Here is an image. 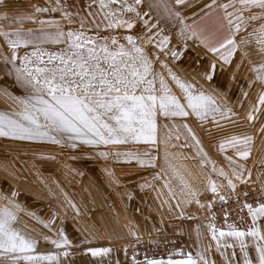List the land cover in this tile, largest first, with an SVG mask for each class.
I'll use <instances>...</instances> for the list:
<instances>
[{
  "label": "snow or ice",
  "instance_id": "snow-or-ice-1",
  "mask_svg": "<svg viewBox=\"0 0 264 264\" xmlns=\"http://www.w3.org/2000/svg\"><path fill=\"white\" fill-rule=\"evenodd\" d=\"M141 6H146L147 11H141ZM187 6L188 0H175L174 4L168 0H149L146 5L145 0H132L131 3L129 0H100V9L102 11L107 9L103 11V20L107 21L106 29L125 28L131 32L137 23L141 24L139 34L124 35L123 39L127 45L119 43L112 35L103 38L86 35L82 30L83 21L81 30L66 31L59 21L40 19L39 14L49 11L48 8L37 7L35 15L25 17L32 23H38L41 26L39 29L25 31L22 18L18 17L11 18L17 22L14 28L13 25L7 26L13 30H4L3 25H0V37H3L11 52L10 56L3 57L4 62L12 64L16 80L27 89L25 96L14 98L19 105V111L0 112V136L20 140H46L60 145L68 142V146L72 148L77 147V141L86 146L103 145L105 148L143 143L149 146L150 151L143 154L115 151L112 155L117 160L123 156L127 158V162L136 160L140 166L151 168L157 166L156 160L160 158V145L163 143L165 163L153 178L164 179L169 173L166 149L172 136L168 134L163 141L158 140V117L165 120L194 117L200 122L201 127L205 126V122L223 127L217 116L230 120L236 113L231 108L225 110L222 107L226 101L223 100V93L217 88L199 84L194 78L191 80L181 78L169 67L166 60L161 59L164 55L175 60L183 54L170 47L172 36L164 34V29L160 27L161 21L179 22L180 27L176 36L183 42L184 51L188 48V41H193L213 57L203 73L206 82L214 79L217 62L221 64V71L224 70L223 66L231 65L239 47L235 35L242 30L241 26L243 25L246 30L249 21H264V0H230L229 3L219 5L216 0H211L200 10L204 12L201 21L182 14L180 9ZM219 9L224 10V15L218 23L212 26L202 23ZM153 10L156 11L155 22L150 18ZM245 13L249 15L245 17ZM8 19L10 18L7 14L0 17V21ZM64 19L70 21L71 17L65 13ZM188 19H193V23H186ZM255 33L258 34L259 51L264 52V23L255 29ZM45 44H65L67 47L60 52H48L42 47ZM29 47L34 49L31 53L26 52L22 57L18 54V49ZM148 48H154L156 51L149 53ZM44 57H47V60ZM242 63L241 59L240 64ZM157 64L164 71H157L155 67ZM240 64L237 65L236 71H239ZM251 71L255 73V79L248 87L251 88L253 84L258 83L261 90L257 103L248 111L246 118L249 122L256 119V113L264 110V61L258 65L253 64ZM235 78L233 74L231 79ZM173 85L179 90V95L173 91ZM243 95L246 97L247 92ZM164 127L168 125L165 124ZM182 127L187 130L188 136L196 146V155L201 157V166L212 164L213 172L226 181V184L217 185L215 181L209 179L208 187L205 189L218 197L222 204H227L228 198L221 194L220 188L229 189L230 194L238 201L240 195L236 191L238 183L245 187L259 183L260 188L256 190L257 200L254 201L256 206L247 202L242 205V209L246 208L251 216V225L247 230H239L229 224L227 232L219 231V238H234L236 243L225 244V247L234 249L238 244L243 264H264V227L258 226V221H264V173L259 174L253 182L251 170L237 164L232 157H226L231 174L225 172L223 168L218 169L208 157L193 129L187 123L182 124ZM260 131L264 133V126ZM179 138L175 137L177 140ZM251 142V135L225 136L218 147L220 151H224L226 145L231 146L239 158L247 160L250 149L247 147L242 149L240 146ZM171 147L176 145L171 144ZM152 152L156 155H152ZM99 155L106 159L109 153L103 151ZM261 163L264 164V161ZM188 175L191 176V173ZM180 182L181 187L177 193L170 175L164 181L163 188L168 190V199L162 200L161 203L168 205L169 212L173 210L171 200H175L176 208H181L182 204L191 205L193 202L199 208H212L211 203L200 202L199 196L202 193L190 181L181 176ZM144 187L145 185H141L142 189ZM11 195L15 196V193ZM162 195V191L157 190V197ZM242 195L246 198L249 192L243 191ZM11 204L9 200V205ZM15 207L18 208V205ZM72 207L75 208V204H72ZM179 216L183 218V209ZM225 218L227 219V213ZM16 219L11 207H0V259L11 260L12 264H21L22 261L24 264H41L42 261L48 264H72L68 259L73 255L70 250L80 245L73 244L62 228L56 230L55 238L44 237L46 242L54 245L59 251L55 254L39 255L35 254L38 241L22 235L13 227ZM52 223L54 221H49L44 226L51 230ZM208 228L219 249L218 229L214 224H209ZM140 239L136 236L137 243ZM250 250L254 251V258L250 256ZM111 251V248H88L83 254L90 253L92 257H103ZM232 255L235 256V251ZM61 257L64 259L61 260ZM132 259L133 264H141L136 259V254ZM143 264H209V262L205 255L197 253L196 258L188 254L184 259L169 258L167 261L146 258Z\"/></svg>",
  "mask_w": 264,
  "mask_h": 264
},
{
  "label": "rangeland",
  "instance_id": "rangeland-1",
  "mask_svg": "<svg viewBox=\"0 0 264 264\" xmlns=\"http://www.w3.org/2000/svg\"><path fill=\"white\" fill-rule=\"evenodd\" d=\"M223 1L216 0L218 5ZM131 2L132 0H129V3ZM148 2L149 0H145V5ZM168 2L174 4L172 0ZM37 7L49 9L39 14L40 19L59 21L66 31L81 30V21H83L82 30L86 35L100 38L112 35L119 43L125 45L127 42L123 39L124 35H137L141 32L140 23H137L131 32L125 28L106 29L107 21L103 20V11L107 9L103 11L100 9V0H0V17L7 14L10 18L7 21H0V25H3L4 30H13L7 26L13 25L14 28L17 22L11 18L18 17L22 18L25 31L39 29L41 26L38 23H32L25 18L35 15ZM141 11H147L146 6H141ZM185 11L181 10L186 16ZM65 13L71 17L70 21L64 19ZM244 15L247 17L249 13ZM150 18L155 22V10ZM191 21L192 19H188L186 23L191 24ZM261 23L264 21H249L246 30L243 25L241 26L242 30L235 35V41L239 47L232 58L231 65L223 66L224 70L221 71V64L217 62L214 79L206 82L203 79V73L213 57L193 41H188V48L184 51L183 42L176 36L180 27L179 22L161 21L160 27L164 29V34L172 36L170 47L183 53L175 60L164 55L161 59L166 60L169 67L181 78L189 80L194 78L199 81V84L217 88L220 93H223V100L226 101L222 107L225 110L231 108L236 113L230 120L217 116L223 127L207 122L204 127H201L200 122L194 117L187 119L176 117L168 120L158 117V140L163 141L168 134L172 136L169 147L166 149L169 173L164 176V179L153 178L160 171L161 165L165 163L163 143L160 145V158L156 160L157 166L151 168L140 166L136 160L127 162V158L123 156L117 160L112 155L115 151H131L140 154L150 151L149 146L143 143H128L105 148L103 145L86 146L77 141V147L72 148L68 146V142L60 145L46 140H20L0 136V207H11L17 217L13 227L22 235L38 241L35 254L57 253L59 250L46 242L44 237L55 238L56 230L62 228L73 244L80 245L70 250L73 255L68 259L72 264H133V256L128 253V246L136 242V236L141 239L175 242L174 247L170 245L163 247L160 251H154L156 255L146 257L147 259L165 261L169 258L184 259L188 254L196 258L197 253H201L205 255L209 264L213 261L215 264H225L227 253L223 248L228 237L219 238V232L217 233L220 239L218 249L216 240L202 225V215L209 209L197 208L195 202L188 206L182 204L181 208H176L175 200H171L173 210L167 212L168 205L161 203L162 200L168 199V190L163 188V184L170 175L178 193L181 187L180 177L183 176L202 193L199 200L204 204H212L215 199L210 190L205 191L209 179L215 181L217 185L226 184L221 176L213 172L212 164L201 166V157L196 155V146L188 136L187 130L182 127L184 123H187L199 137L205 152L218 169L223 168L230 174L231 168L226 157H232L237 164L250 169L252 181H256L255 154L258 146H264V133L260 131L264 126V110L256 113V119L252 122H249L246 117L250 108L257 103L261 90L258 83L253 84L251 88L248 87V84L255 79V73L251 71L253 64L258 65L259 62L264 61V52L259 51L258 34L255 33V29ZM42 47L48 52H60L67 45L45 44ZM33 50L31 47L20 48L17 52L22 57L26 52L31 53ZM147 51L151 53L156 49L148 48ZM10 54L3 37H0V112L8 113L19 111V105L14 98L27 94V89L16 80L12 64L4 62L3 57ZM44 59L47 60V57ZM241 59L242 64H240ZM238 64H240L239 71H236ZM155 67L157 71H164L159 64ZM164 74L167 76L166 72ZM233 74H235V80L231 79ZM199 84H197L198 88ZM172 87L173 91L179 95V90L174 85ZM244 92H247L246 97L243 95ZM165 124L168 127H164ZM245 135L252 136L250 144L240 146L242 149L245 147L250 149L247 160L239 158L231 146L226 145L224 151L219 150L218 144L225 136L243 137ZM176 136L180 137L179 140L175 139ZM171 144H175L176 147H171ZM103 151L109 153L106 159L99 155ZM152 155L156 153L152 152ZM189 172L191 176L188 175ZM133 175L138 180L146 177L151 184L134 185L130 178ZM141 185L145 187L142 189ZM157 190L163 193L159 198ZM12 193H15V196L11 195ZM9 200L12 202L11 205ZM72 204L76 207L73 208ZM17 205L18 208L15 207ZM181 209L185 211L183 216L193 218H180ZM49 221H54L51 224V230L44 226ZM188 222L197 223L202 234L188 240L178 234L179 232H174L178 231L183 223ZM179 246L184 251L172 254ZM88 248H111L112 251L103 257H92L90 253L83 254ZM162 252H165L164 256L161 255ZM146 258L136 257L141 264ZM63 259L61 257V260ZM234 262H236L235 259ZM0 264H12V261L0 259ZM21 264L24 262L22 261ZM41 264H48V262L42 261Z\"/></svg>",
  "mask_w": 264,
  "mask_h": 264
},
{
  "label": "built area",
  "instance_id": "built-area-1",
  "mask_svg": "<svg viewBox=\"0 0 264 264\" xmlns=\"http://www.w3.org/2000/svg\"><path fill=\"white\" fill-rule=\"evenodd\" d=\"M259 188L260 187L255 183H252L251 187L238 185L236 189L237 193L240 194L238 201L234 196L230 194L229 189L220 188L219 191L221 192V194L228 198V203L222 204L219 198L215 196V199L212 202V208L202 215L203 227L209 233H211L210 229L208 228L209 224H214L216 226V228L218 229L217 233L219 231H228L229 224H232L239 230H247L252 222L247 209H242V205L247 202L253 203L254 206H256L254 201L257 200L256 190H258ZM243 191H248L249 196L245 198L242 195ZM226 213L227 219L225 218ZM169 245L174 247L175 242L172 240L165 241L143 238L140 239L139 243L134 242L132 245H129L128 253L131 256L136 254L137 258H146L152 255H156L154 251H160L161 248L168 247ZM181 251H184V249L179 246V248L177 250H174L172 254H177L176 252L180 253ZM161 255L164 256L165 252H162Z\"/></svg>",
  "mask_w": 264,
  "mask_h": 264
},
{
  "label": "crops",
  "instance_id": "crops-1",
  "mask_svg": "<svg viewBox=\"0 0 264 264\" xmlns=\"http://www.w3.org/2000/svg\"><path fill=\"white\" fill-rule=\"evenodd\" d=\"M175 3V0H172ZM211 0H188V6L187 7H183L181 8V10H186V16L187 17H193L196 21H201V17L204 16V12H201V8L204 7L205 4L210 3ZM229 0H224L222 2V4L224 3H229ZM217 3V2H216ZM208 11V10H206ZM229 11H232L231 9H229ZM198 14V15H197ZM224 15V10L223 9H219L218 11H216L211 17L206 18L202 23L204 25H208V26H212L216 23L219 22L220 18L223 17ZM193 23V19L191 21ZM191 23V24H192ZM261 161H264V146H258V149L256 150V154H255V178H257V176L261 173H264V164L261 163ZM118 162L115 163V166H117ZM127 167V165H126ZM135 167V166H134ZM136 175H139V173H135ZM141 174V173H140ZM231 174V172H230ZM132 179V183L135 184H151L149 183L150 180L146 177H143L142 180H138L137 178H135V175L130 177ZM255 182V181H254ZM257 184L259 187V183H255ZM239 185V183L237 184ZM194 208V207H193ZM198 208V206H197ZM168 212V208L166 209ZM198 211V210H197ZM183 214L185 215V211L183 210ZM194 214V211L192 212V215ZM183 218H188L183 216ZM190 219V218H188ZM258 226L264 227V221H258ZM175 233L181 234V236L186 237L188 240L190 239H195L197 238V236L201 235V230L199 229V226L197 225V223H192L190 224V222L183 223L178 231H174ZM226 244H235V240L232 237H228V240H226L225 242ZM223 250H225V253H227L226 257H225V264H243V256L240 253L239 250V245L236 244L235 248H226L224 245ZM233 251H235V256L232 255ZM252 255H254V251L250 250V256L252 257ZM231 257V258H229ZM234 259L236 262H234Z\"/></svg>",
  "mask_w": 264,
  "mask_h": 264
}]
</instances>
